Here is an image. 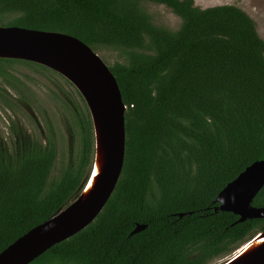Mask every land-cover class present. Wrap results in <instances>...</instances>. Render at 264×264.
<instances>
[{
    "label": "trees",
    "instance_id": "obj_1",
    "mask_svg": "<svg viewBox=\"0 0 264 264\" xmlns=\"http://www.w3.org/2000/svg\"><path fill=\"white\" fill-rule=\"evenodd\" d=\"M145 2L166 6L179 25L154 22ZM0 23L114 50L117 59L107 65L126 106L122 169L103 208L28 264H206L264 231L263 218L237 221L214 210L217 193L264 158V39L242 8H200L194 0H0ZM19 67L32 73L7 71ZM0 102L20 125L17 113L30 110L42 133L37 140L21 127L18 153L0 139L2 251L77 196L94 138L80 93L39 63L0 58ZM252 206H264V185ZM137 223L146 227L130 234Z\"/></svg>",
    "mask_w": 264,
    "mask_h": 264
},
{
    "label": "water",
    "instance_id": "obj_2",
    "mask_svg": "<svg viewBox=\"0 0 264 264\" xmlns=\"http://www.w3.org/2000/svg\"><path fill=\"white\" fill-rule=\"evenodd\" d=\"M0 58L36 62L62 75L82 96L93 126L91 167L77 196L0 251V264H28L51 246L83 229L103 208L122 169L126 106L108 65L90 46L67 33L0 25ZM95 170L97 175L89 188ZM263 185L264 158L246 166L217 193L214 210L230 211L238 215L237 221L264 219V206H252ZM145 227L137 223L130 234ZM253 242L257 243L240 252ZM221 263L264 264V231L257 232L218 264Z\"/></svg>",
    "mask_w": 264,
    "mask_h": 264
},
{
    "label": "rangeland",
    "instance_id": "obj_3",
    "mask_svg": "<svg viewBox=\"0 0 264 264\" xmlns=\"http://www.w3.org/2000/svg\"><path fill=\"white\" fill-rule=\"evenodd\" d=\"M144 4L146 10L151 15L154 22L165 25L172 29H175L179 25L180 18L177 17L174 13H172L171 10L168 9L166 6L155 4L152 2H145ZM194 4L200 8H206V7H210L214 5H222V4L236 5L242 8L254 20L258 34L264 39V0H194ZM97 53L108 65L112 64L113 61L117 59L116 52L111 49H106L104 51H99ZM18 70H20L24 74L32 73L31 72L32 70H30L27 67H19L15 69L7 68V71H11L12 73H17ZM21 78L24 79L23 76H21ZM41 81L45 84H51L52 80L43 78ZM32 85L35 87L34 84ZM46 86L39 83L37 88L39 91H43ZM26 110L27 113L30 114L29 113L30 110L28 109ZM27 113L24 114L21 111L17 113L18 116L16 117H19V120L21 119L22 122L21 125L17 124L15 123V118H14L15 116L14 117L10 116L11 111H8L5 108V106H3L2 103L0 102V139L6 140L5 145L7 148H9V153H18L17 152L18 148L16 147V143H19L17 142V138L21 133V127L25 128L27 132H29L37 140L41 138L40 137L41 130H39L41 124L38 118L36 117L37 120L35 121L36 122L35 123L29 118V115ZM8 117H12V118L8 119ZM61 126L63 125L61 124ZM44 129L45 128H42V130ZM64 134H66L65 127H64ZM233 252H230L225 256L214 257L211 260H209L206 264H218L219 262L224 260V258L231 255Z\"/></svg>",
    "mask_w": 264,
    "mask_h": 264
},
{
    "label": "bare ground",
    "instance_id": "obj_4",
    "mask_svg": "<svg viewBox=\"0 0 264 264\" xmlns=\"http://www.w3.org/2000/svg\"><path fill=\"white\" fill-rule=\"evenodd\" d=\"M96 175H97V171L95 170V171H93V174H92V179L90 180V184H89V188H90V186L92 185V183L94 182L93 181V178L94 177H96ZM259 238V237H258ZM257 241H259V240H257ZM257 242H253V243H249V244H247L246 246H244L241 250H240V252H244V251H246V250H248L252 245H254V244H256ZM228 261V260H227ZM226 261V262H227ZM225 261L223 262V263H226ZM223 263H221V264H223Z\"/></svg>",
    "mask_w": 264,
    "mask_h": 264
},
{
    "label": "clouds",
    "instance_id": "obj_5",
    "mask_svg": "<svg viewBox=\"0 0 264 264\" xmlns=\"http://www.w3.org/2000/svg\"><path fill=\"white\" fill-rule=\"evenodd\" d=\"M92 130H93V126H92ZM90 167H91V165H90ZM90 170V169H89Z\"/></svg>",
    "mask_w": 264,
    "mask_h": 264
},
{
    "label": "flooded vegetation",
    "instance_id": "obj_6",
    "mask_svg": "<svg viewBox=\"0 0 264 264\" xmlns=\"http://www.w3.org/2000/svg\"><path fill=\"white\" fill-rule=\"evenodd\" d=\"M30 113H31V115H33L32 112H30ZM3 138H4V137H3Z\"/></svg>",
    "mask_w": 264,
    "mask_h": 264
}]
</instances>
